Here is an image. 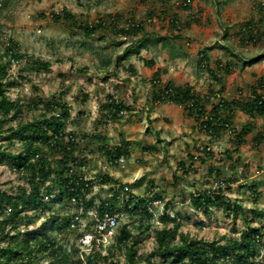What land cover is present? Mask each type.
Listing matches in <instances>:
<instances>
[{
  "label": "rangeland",
  "instance_id": "rangeland-1",
  "mask_svg": "<svg viewBox=\"0 0 264 264\" xmlns=\"http://www.w3.org/2000/svg\"><path fill=\"white\" fill-rule=\"evenodd\" d=\"M263 5L264 0H0V52L14 44L18 54L50 64L48 72H39L31 68L28 58L12 63L9 78L13 83L5 89L7 97L30 107L24 108V122L49 116L51 112L44 105L62 97L70 114L65 130L78 139L71 155L78 163L75 171L94 182L86 201L98 204L112 199L113 182L126 185L125 192L149 201L151 216L143 222L135 246L137 255L155 250L154 231L165 227L159 220L163 215L179 220L168 222L167 229L178 227L180 233L205 241L237 239L246 223L264 229V216L250 213L251 209L264 211V118H250L236 110L231 131L209 137L181 107L153 101V95L168 82L192 87L208 111L221 99L246 100L249 87H257L259 79L264 81V23L256 45H246L244 40L241 44L238 33L245 23L264 14ZM64 14L71 19L63 18ZM108 17L114 19L112 25ZM99 20L105 22V29L92 37L84 36L78 28L94 26ZM132 24L143 32L124 34ZM242 37L246 39V33ZM251 59L259 60L240 68L242 61ZM145 61H152L154 66H146ZM227 64H231L230 74L217 70ZM203 65L218 71L220 83ZM156 70L160 71L159 88L153 86ZM220 88L222 94H218ZM110 98L128 107L117 119L105 114ZM11 123L3 129L14 125ZM246 124L253 126V132L245 139L246 144L237 148L232 129L238 131ZM260 133L262 141L255 144L253 139ZM7 141H0V146L8 148ZM122 142L129 143V157H123L117 166L109 165L100 146L110 149ZM204 147L207 154L200 156ZM210 169L220 172V177ZM103 176L113 182L99 181ZM24 177L11 163H0V190L28 191ZM234 179L238 181L231 184L228 197L243 207L244 216H226L220 207H212L205 216L192 207L191 195L217 189L221 180L226 186ZM125 197L124 193L118 196L116 205L121 211ZM167 203L170 208L165 210ZM48 204L58 216L70 217L78 210L69 202ZM46 217L32 221L30 227H38ZM139 221V215L125 213L118 229L125 224L138 227ZM89 222L83 215L79 230L57 235V242L71 254L70 261L79 257L85 261L90 251L76 237ZM147 225L150 231H146ZM20 229L25 230L23 224ZM110 245L108 242L95 250L102 257L108 254L111 264H122L124 249H111ZM72 248L79 249V254H72ZM260 257L264 258V250Z\"/></svg>",
  "mask_w": 264,
  "mask_h": 264
},
{
  "label": "trees",
  "instance_id": "trees-1",
  "mask_svg": "<svg viewBox=\"0 0 264 264\" xmlns=\"http://www.w3.org/2000/svg\"><path fill=\"white\" fill-rule=\"evenodd\" d=\"M189 0H187L188 2ZM187 5V4H186ZM264 6V5H263ZM187 9V6H185ZM54 20L56 17L52 16ZM67 20L71 16L64 14ZM109 24L112 25L114 19L108 17ZM116 20H119L116 18ZM264 23V14L257 21H249L244 24L239 42L246 45H256L262 35L261 26ZM105 22L99 20L96 25H79V30L86 37H92L95 33L105 29ZM139 25H130L124 34L135 36L142 33ZM246 33V39L242 35ZM12 43V42H10ZM0 52V141L8 140V148L0 146V163L7 161L11 163L15 172L24 174L25 183L29 190L20 188L17 193L0 190V264H97L100 260L111 264L106 257H102L100 251L92 248L85 256V261L79 257L75 261H70L69 254L60 245L56 238L64 230L76 232L71 229L74 215L70 217L58 216L52 212V206L48 203L61 204L69 202L72 198H85L92 188V180L83 179L75 169L77 161L71 157L78 147V139L74 133L65 130L66 121L70 118L67 107L64 105L62 97L58 101H51L44 106L51 112L49 116L43 115L40 119H33L24 122L22 114L26 107L23 102L11 100L6 95L7 85L13 83L9 78V69L12 63H20L27 60L28 64L35 71L48 72L50 64L34 57H26L16 52V46L10 44ZM126 56H128L126 54ZM205 55H201L204 58ZM259 59L242 61L240 68L254 64ZM206 62V60H205ZM145 65L153 67L152 61H145ZM216 83H220L218 71L208 69L203 65ZM231 64L224 66L219 71L230 74ZM153 86L160 87V71L153 74ZM258 86L249 87V96L246 100L232 99L219 100L216 105H212L208 111L202 103L200 97L194 93L192 87L188 85L176 86L166 83L158 93L153 95L156 103H171L183 109L187 116L199 123L203 132L209 137L219 135L221 132L231 128L235 111L239 110L244 115L254 118H264V81L258 80ZM218 94L223 93L220 88ZM212 95L213 92H210ZM128 107L122 102H117L114 98L109 99L105 107V114L109 119H117ZM6 129L4 126L12 124ZM231 131V130H230ZM237 140L236 146L240 148L246 144L247 136L253 132L251 124L244 125L240 130L232 129ZM263 136L258 134L253 142L258 144ZM99 140H104L98 137ZM18 140L20 148L15 149V141ZM129 143L122 142L121 145L108 148L101 145L99 150L105 156L108 164L117 166L119 159L129 157ZM208 148L204 147L200 154H207ZM192 159V158H191ZM197 159V158H196ZM180 167L184 166L181 162ZM211 174L220 177L221 173L210 169ZM99 181L113 182L107 176L101 177ZM237 179L228 180L226 186L224 181H219L217 189H208L202 193L198 192L190 197L191 205L196 210H202L205 216L211 213L212 207H220L226 216H244L245 210L236 201H231L228 195L232 192L231 184ZM116 188L113 191L112 199L103 200L97 208L99 214L103 212L121 211L118 208L117 200L120 193L127 195L124 199L123 212L129 216L139 215L138 227L132 224L122 225L117 235L110 245L111 249H124L122 264H137L139 260L143 264H160L155 256L163 262L171 264H263L264 258L261 251L264 250V229L263 227L250 226L246 223V228L240 233L237 239L229 238L225 243L218 241H205L198 238L189 237L187 233H180L178 227L167 229L168 222H179L175 217L168 215L160 217L164 228L154 231L156 248L147 255H137L135 249L139 236L142 234L143 222L150 218L149 201L125 192L126 185H118L113 182ZM254 197H258L253 190ZM48 201V202H47ZM84 208L91 209L94 204L91 200L84 201ZM78 208V207H77ZM170 208V203L165 205V210ZM79 209V208H78ZM30 212V214H27ZM253 216H264V211L257 209L250 210ZM47 217L38 227H30L32 221ZM24 225L25 230L20 229ZM150 225L145 227L150 231ZM133 230H137L134 233ZM82 233L76 235L79 237ZM97 249V248H96ZM108 251V248L105 249ZM72 254H79V249L72 248ZM85 254V253H82Z\"/></svg>",
  "mask_w": 264,
  "mask_h": 264
},
{
  "label": "built area",
  "instance_id": "built-area-1",
  "mask_svg": "<svg viewBox=\"0 0 264 264\" xmlns=\"http://www.w3.org/2000/svg\"><path fill=\"white\" fill-rule=\"evenodd\" d=\"M123 161V158L119 159L118 164L123 163ZM84 201H86L85 198H72L70 201V203L76 204V206L79 208H77L78 210L74 214V218L70 226L71 229L76 231L79 230L83 215L88 216L90 219L87 227H84L81 230L82 234L79 236V242L81 246L91 250L92 248H97L100 246L104 247L105 244H108V242L109 245L112 244L118 232V221L125 215V212L116 211L113 213L103 212L99 214L97 212V208L100 203H93L94 207L86 210L83 204ZM81 209H83L84 212L78 213V211Z\"/></svg>",
  "mask_w": 264,
  "mask_h": 264
}]
</instances>
